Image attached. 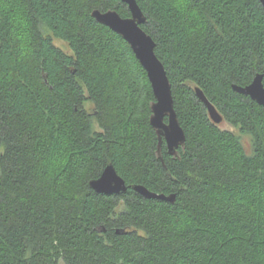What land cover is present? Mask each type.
Returning <instances> with one entry per match:
<instances>
[{
  "label": "trees",
  "instance_id": "trees-1",
  "mask_svg": "<svg viewBox=\"0 0 264 264\" xmlns=\"http://www.w3.org/2000/svg\"><path fill=\"white\" fill-rule=\"evenodd\" d=\"M136 2L185 132L175 154L145 69L91 16L125 3L0 0V264H264V105L232 88L264 83V7ZM108 163L124 193L90 187Z\"/></svg>",
  "mask_w": 264,
  "mask_h": 264
},
{
  "label": "water",
  "instance_id": "water-1",
  "mask_svg": "<svg viewBox=\"0 0 264 264\" xmlns=\"http://www.w3.org/2000/svg\"><path fill=\"white\" fill-rule=\"evenodd\" d=\"M120 1L127 5L130 16L123 17L115 9L101 10L98 8L92 10L91 16L97 22L121 35L129 43L135 57L145 69L154 95V102L150 106V125L157 133L159 142L165 141L168 153L175 154L178 147L184 144L186 136L173 106L171 84L166 69L155 54V41L141 27L146 21V16L136 0ZM259 1L264 7V0ZM232 88L249 96L258 104L264 105V83L261 73H257L246 86L233 84ZM195 94L205 105L210 119L216 124L221 123L223 120L221 114L199 87H195ZM89 185L94 191L103 194H121L127 189L125 180L117 173L111 163L105 166L99 177L91 179ZM132 189L145 198H156L168 202L175 201L174 193L152 192L140 184H134Z\"/></svg>",
  "mask_w": 264,
  "mask_h": 264
},
{
  "label": "rangeland",
  "instance_id": "rangeland-1",
  "mask_svg": "<svg viewBox=\"0 0 264 264\" xmlns=\"http://www.w3.org/2000/svg\"><path fill=\"white\" fill-rule=\"evenodd\" d=\"M220 126H221V128H223V129H228V128H230L229 125H228L226 122H221ZM244 144H245L246 147H248V141H247L246 139H244Z\"/></svg>",
  "mask_w": 264,
  "mask_h": 264
},
{
  "label": "bare ground",
  "instance_id": "bare-ground-1",
  "mask_svg": "<svg viewBox=\"0 0 264 264\" xmlns=\"http://www.w3.org/2000/svg\"><path fill=\"white\" fill-rule=\"evenodd\" d=\"M154 102V101H153Z\"/></svg>",
  "mask_w": 264,
  "mask_h": 264
}]
</instances>
